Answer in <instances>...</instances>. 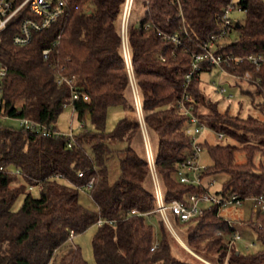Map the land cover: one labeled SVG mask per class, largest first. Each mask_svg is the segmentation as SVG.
<instances>
[{"label": "trees", "instance_id": "1", "mask_svg": "<svg viewBox=\"0 0 264 264\" xmlns=\"http://www.w3.org/2000/svg\"><path fill=\"white\" fill-rule=\"evenodd\" d=\"M182 1L183 17L176 3L149 0L144 17L139 24L131 23L127 33L141 111L156 141V170L167 201L201 191L176 177L193 152L185 133L189 115L180 110L178 100L194 53L218 30V16L229 0ZM124 2L68 0V14L36 32L27 45H15L12 33L0 41V57L8 66L4 95L9 117L64 131L57 123L67 110L64 103L72 99V84L89 98L73 102L76 119L85 123L73 137L45 136L7 123L0 127V264H87L72 239L95 224L96 264H225L227 259V264H264V211L248 209L258 245L252 251L237 243L229 251L227 239L234 229L217 205L189 221L177 219L176 227L184 230L186 244L199 257L177 242L159 216V236L148 221L156 214V199L147 186L148 161L137 147L142 142L141 119L118 26ZM240 3L246 8L244 21H237L235 38L226 37L218 53L264 58V0ZM27 11L18 15L15 32ZM159 32L176 34L182 43L163 39ZM214 68L202 63L187 92L200 121L236 143H211L204 137L208 167L202 176L215 180L227 174L215 192L254 203L264 196V60L250 80L253 89L243 91L259 98L256 107L262 116L232 113L230 106L222 109L223 95L212 97L201 85L202 73ZM244 68L252 65L244 62L230 70L241 73ZM56 74L71 82L59 84ZM239 152L244 162L237 161ZM134 209L149 214H131ZM177 248L190 258L179 256Z\"/></svg>", "mask_w": 264, "mask_h": 264}, {"label": "built area", "instance_id": "2", "mask_svg": "<svg viewBox=\"0 0 264 264\" xmlns=\"http://www.w3.org/2000/svg\"><path fill=\"white\" fill-rule=\"evenodd\" d=\"M136 0H125L123 5V11L121 16V24L123 25L121 30V35L123 39V47L125 52V58L127 61L128 69L131 75V86L134 89L135 84L134 73L129 64V52H128V42L127 33L130 24V19L133 13V6ZM147 3L149 0L146 1ZM171 3H176L179 7V15L183 14V1L182 0H170ZM241 0H229L218 16L219 28L216 32L212 33L207 40L199 44V51L194 53L192 60V68L186 74L183 87L185 91L183 96L178 100V106L180 110L189 115L188 124L185 127V133L191 137V144L193 147L192 154L188 159L183 162L176 172V177L181 183L193 184L197 188H200L199 192H192L186 194L183 198H173L171 201L166 200L165 188L162 184L160 176L156 170V145L153 143L152 136L148 133L145 126L143 114L141 111V103L139 101V96L135 97L136 105L139 111L141 119L142 128V138L144 143L145 156L150 167V175L152 182V189L156 199V207L153 209L152 213H156L166 224L170 232L175 235L176 233V220L180 222H186L193 218L203 215L206 209L211 206L217 205L221 210L230 205H242L243 201L238 198L237 194H233L228 197H222L215 192V180L203 177L202 173L207 169V164L203 161V138L204 134L211 131L210 127L200 121L199 117L195 114V103L194 98L191 93L187 92L188 86L190 85L194 74L197 70L201 69L202 63H210L215 65L220 72L230 74L234 77L244 80H252L255 76V71L260 69V65L264 58L257 54H248L246 56H238L230 53H218V49L222 47V41L231 36L235 29L234 25L238 20H234L232 17L234 12L246 13V8L240 3ZM68 0H23L17 3L16 0H0V41L3 39V35L12 33V42L15 45L24 46L30 43L34 37V34L39 31L46 30L55 21L64 17L68 14ZM146 9H148L146 7ZM25 10H28L26 16L20 21L18 25V31H14L17 28V18L19 14H24ZM150 25L147 24L146 28ZM14 31V32H13ZM159 34L166 40H172L177 45L182 43L180 37L176 34L159 32ZM60 38V37H59ZM49 48L43 50L45 58L49 56ZM128 53V55H127ZM244 62H249L252 68H244L241 73L232 72V69H236L242 65ZM8 75V66L6 62L0 57V127L6 123L7 120H16L19 123V127H24L26 129L33 130L45 136H60L69 135L73 137L74 130L64 132L58 130H52L48 125L39 123L29 118L15 119L11 118L5 114V95L4 86L5 79ZM57 82L59 84L63 81H69L66 76L61 74H56ZM72 88V99L70 102L64 103L65 109H70L72 113L75 110L74 100L83 96L85 100H88L86 94L80 93L74 84ZM134 91V90H133ZM221 95L232 97L229 90L225 86H221L219 89ZM85 123L79 124V128H83ZM218 138L222 139L224 137L223 133H218ZM71 145V144H70ZM83 173L80 172V175ZM90 186V184H88ZM253 211H264V196H259L254 198ZM131 214H144L149 213L140 212L138 209L132 210ZM229 225L234 229L231 237L227 239L229 251L233 246L243 240V231L246 229H251L246 220L234 221L230 218H225ZM103 220L99 219V223ZM252 230V229H251ZM74 236V232H71V237ZM256 243L251 240L245 243V248L249 249L255 246ZM228 251V253H229ZM228 260V259H227ZM227 260L226 263L227 264ZM213 264V263H209Z\"/></svg>", "mask_w": 264, "mask_h": 264}, {"label": "rangeland", "instance_id": "3", "mask_svg": "<svg viewBox=\"0 0 264 264\" xmlns=\"http://www.w3.org/2000/svg\"><path fill=\"white\" fill-rule=\"evenodd\" d=\"M239 1V0H235ZM146 11V0H136L133 6V13L132 17L130 19V24L131 23H136L139 24L140 20L144 17ZM232 17L234 20H240L244 21L245 18V13L243 12H234ZM119 29L120 31L122 30L123 25L119 22ZM129 24V26H130ZM235 33H233L231 36L235 38ZM230 39V40H231ZM128 55V53H127ZM129 64H130V59H129ZM201 85L204 89V91L212 96V97H217L220 98L222 95H220L219 89L221 86H225L228 88L229 93L232 94V97H227L224 96V101L221 103V108L225 109L226 107L230 106V111L232 113H237L246 116L249 113H251L254 116H262L258 108L256 107L257 102L259 101V98L257 96L252 97L247 94H243L244 90H252L253 86L250 84V81L244 80V79H239L237 77H234L230 74L220 72L218 68H214L211 71H206L203 72L201 75ZM134 90V91H133ZM132 93L135 97H137V92L136 88L134 86V89H132ZM138 100V97H137ZM7 124L10 125H15L19 126L18 121L16 120H7ZM58 126L60 127L61 130L64 131H77L79 130V122L75 117V114L72 113L70 109L65 110L58 118ZM112 124V121L109 122V126ZM154 137V136H153ZM204 137H206L211 143H216V142H221V143H236L235 140L231 138H223L219 139L217 134L213 131H208L207 133L204 134ZM156 142V141H155ZM153 141V143L155 144ZM143 143V138L142 142H138L137 147L139 151L144 155V143ZM237 161L238 162H244L245 160V155L242 152L237 153ZM208 162V160H205ZM216 180V185L214 189H218L222 183L228 178L227 174H220L218 176H214ZM161 179V178H160ZM162 181V180H161ZM151 181L149 180L147 183V186L152 189ZM163 184V183H162ZM21 201H19L20 204ZM254 203L251 201H245L242 205H230L226 208H222L220 210V214L225 217V218H230L234 221L238 220H244L246 219V222L248 223L251 214H248V209H253ZM148 221L154 226L156 235H160V221L159 217L156 214L151 215L148 217ZM97 229V224L90 226L88 229H86L84 232L77 234L73 237L72 242L76 245H79L82 250V254L84 258L87 260V264H96L94 254H93V247H92V240L94 238L95 232ZM176 233H175V239L177 242H179L183 247L186 248L188 252H191L194 255H197L191 248L188 247V245L185 242V232L183 229H180L178 227L175 228ZM243 240L237 242L236 245L240 246L242 249L244 248V244L246 242H249L251 240L256 241L255 234L252 232L251 229H246V231H243ZM175 245V243H174ZM177 245V244H176ZM258 248V245L255 247L250 248L249 250H255ZM176 253L181 256L182 258H190V255L183 251L182 249H176Z\"/></svg>", "mask_w": 264, "mask_h": 264}]
</instances>
